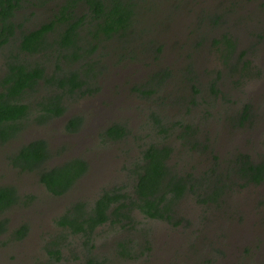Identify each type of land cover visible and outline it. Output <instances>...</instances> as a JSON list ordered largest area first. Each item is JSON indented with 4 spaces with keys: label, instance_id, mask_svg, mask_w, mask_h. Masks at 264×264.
<instances>
[{
    "label": "rangeland",
    "instance_id": "obj_1",
    "mask_svg": "<svg viewBox=\"0 0 264 264\" xmlns=\"http://www.w3.org/2000/svg\"><path fill=\"white\" fill-rule=\"evenodd\" d=\"M59 1L61 0H52L43 7L29 8L28 14L25 15L35 23L46 20L50 13L49 7H55V3ZM154 7L153 11L147 10L144 14L148 23L145 24L149 28L137 42H134L132 37V41L126 45L132 52H126L122 61H118L121 51L114 49L118 39L113 38L106 44L102 43L100 51L104 53L103 59L108 62L110 69L99 76L103 85L101 93L70 100L66 114L46 124H39L31 113L24 120L18 136L7 144L0 143V185H14L21 198L28 197L25 206V200L20 199L14 207L6 211L10 221L4 233L10 238L0 240V264H37L47 258L42 246L59 236L63 238L65 245L63 264H83L85 259L80 246L83 239L78 235H71L65 240L59 233L60 230L54 226L53 219L69 211L72 203L79 199L91 204L104 186L125 184L134 196L137 195L134 188L137 174L133 175L131 169L137 172L140 170L138 164L141 163V151L146 144L162 141L153 135L154 132L149 133L151 109L159 108L165 120L172 121L177 114L183 120H193V123L200 127V139L207 141V150L203 155L197 154V160L203 169H206L213 159L210 155L213 147L221 150L220 154H215L223 161L231 157L228 153L236 143L254 157L264 154V145L261 143L264 138V0H159L155 2ZM19 17H22V14H19ZM214 19H218V23H215ZM31 24L32 22L28 21V25ZM137 29L139 30V27ZM223 33H229L236 42L238 38L235 54L242 49L246 50V55L262 72L260 77L252 74L243 77L241 85H233L232 79L218 80L222 85L223 94L215 105H206L203 98H207L212 92L207 85L216 79L217 67L225 66L218 56L209 51V47L200 49L201 46L197 47L194 43L205 34L209 38H218ZM160 44H163L162 52L155 57L156 47ZM12 45L0 50V77L6 70L4 53L12 48ZM220 46L223 47L222 44ZM162 69L173 72V79L180 77L179 89L176 83L171 84L172 80H168L169 85L166 86L179 90L180 96L182 92L191 95V83L197 86L199 79L201 84L198 86L202 98L198 97L196 100L198 105L184 103L182 98H178L177 103L172 101L173 99L160 103L155 94L148 100L141 99L138 93L130 91L134 84L146 86L145 88L154 85L153 82L149 84L152 74ZM194 75L199 77L191 83H185L186 76L191 78ZM232 78L237 80V76ZM154 89L156 90L155 87ZM166 93L164 92V95ZM40 95L42 94L34 93L28 99L35 101ZM246 103L251 106L252 116L244 124L238 125L237 116L234 118V115L243 110ZM204 109L211 114L208 115L209 118L206 117ZM80 113L86 116L88 127L81 135L80 130L79 133H70L65 127L66 119L72 114ZM216 118H221V122L217 123ZM113 122L126 124L131 132L119 142H103L99 132ZM168 126L172 127L171 123ZM168 135L166 143L174 146L170 163L175 165L176 170H193L196 158H192L186 151L187 146L173 137L172 128ZM39 138L46 139L51 148L48 166H55L70 157L79 156L86 158L90 163V172L61 197L47 193L39 184V178L34 171L22 172L8 164L7 156L9 157L18 146ZM230 138L235 140L232 142ZM207 156L210 158L207 159ZM235 190L230 192L231 204L239 201L249 214L255 216L254 219L249 217L246 220L253 224L254 221L258 222L254 225L256 231H252L253 235L239 230L241 234H231L233 241L224 239L222 232L215 229L216 222L210 211L201 207L193 197L185 195L178 202V206H174L179 217L181 215L185 219L179 226L169 223L172 221L166 219L144 217L141 212L135 211V223L128 224L124 229L110 225L99 226L96 230L94 252L99 257L115 258L116 241L121 236L130 237L133 240L131 244H137L134 249L141 250L137 243L141 240L138 238L140 234L146 233L153 247L150 258L144 255L119 260L121 258L118 257L111 260V263L179 264V261L180 264H197V256L201 257L204 253L203 256L210 259V263L204 264H215L220 256L216 251L222 247L225 254L218 259V264H264V182L248 184L239 189L240 192ZM24 208L32 217L39 216V220L24 218ZM187 220L190 221V226L186 225ZM28 224H31L30 233L21 238L15 235L20 226ZM191 227L195 230L192 231ZM183 231L193 238L190 242L197 243L198 253L188 251V241L184 239L186 234H182ZM79 248L80 260H77L74 255L79 254ZM242 248H249L253 253Z\"/></svg>",
    "mask_w": 264,
    "mask_h": 264
},
{
    "label": "trees",
    "instance_id": "obj_2",
    "mask_svg": "<svg viewBox=\"0 0 264 264\" xmlns=\"http://www.w3.org/2000/svg\"><path fill=\"white\" fill-rule=\"evenodd\" d=\"M157 1L159 0H61L55 3V7H49L50 13L48 12L46 20L35 23L25 15L28 14L27 10L43 7L52 0H0V50L13 44L12 48L4 53L6 70L0 77V143L7 144L18 136L24 120L31 113L39 124H46L65 115L70 100L101 93L103 85L99 76L110 69L108 62L103 59L104 53L100 51L102 43L106 44L113 38L118 39L114 49L121 51L118 61H122L126 52H132V49L129 50L126 46L132 41V37L134 42H137L149 28L144 14L147 10L153 11ZM19 14H22V17H19ZM217 20L213 21L218 23ZM28 21L32 24L28 25ZM137 27L139 30H136ZM238 43V38L236 42L229 33H223L218 38H209L205 34L195 41V46H201L200 49L209 47V51L218 56L225 66L217 67L216 79L207 85L212 92L207 98H203L206 105H215L223 94L222 85L218 80L232 79L233 85H241L242 78L247 75L260 77L262 71L246 55V50L242 49L235 54ZM162 45L156 47L155 57L162 52ZM172 76L173 72L159 70L152 74L149 81V84L153 82L154 85L145 88L146 86L134 84L130 91L138 93L139 98L148 100L155 94L160 103L166 99H173L172 101L177 103V99L182 98L184 103L198 105L196 100L201 97L198 86L201 81L197 80V86L191 82L199 76L184 78L185 83H191L192 93L188 95L182 92V96L174 87L166 88L169 85L168 80H172L171 84L176 83L179 89L180 77L173 79ZM235 76L237 80L232 78ZM164 92L167 93L164 95ZM34 93L42 95L35 101L29 100V96ZM228 101L230 102L229 99ZM250 108L249 103H246L244 109L234 115V118L237 116L238 125L250 119ZM203 111L209 118L208 115L211 114L205 109ZM150 119L149 133L154 132L153 135L162 141L146 144L141 151L142 160L138 164L140 170L137 172L131 169L133 175L137 174L134 185L137 195L134 196L125 184L104 186L91 204L81 200L74 201L68 214L64 213L56 218L57 226L68 229L71 235H80L83 239L80 243L85 259L83 264H118L111 263V260L118 257L121 258L119 260L144 255L150 258L153 247L146 233L140 234L138 238L141 240L137 242L141 250L134 249L137 244L132 245L133 240L130 237L121 236L116 241L115 258L99 257L94 252L97 228L110 225L124 229L130 223L133 225L136 221L135 211L141 212L144 217L166 219L172 221L169 223L179 226L185 219L181 215L179 217L174 206H178V202L185 195L193 197L201 207L210 211L216 222L215 229L222 232L224 239L233 241L231 234H236L239 230L256 231L254 225L258 222L252 220L255 216L249 214L239 201L231 204L229 197L234 189L237 191L248 184L264 182V154L254 157L236 143L228 153L231 157L223 161L215 154H220L221 150L213 147L210 152L213 159L210 165L203 169L197 160V154L203 155L207 150V141L200 139V127L195 125L193 120H183L177 114L172 121L165 120L157 107L151 109ZM216 121L220 123L221 118H216ZM169 123L172 127L168 126ZM65 127L71 132L80 130L81 135L88 127V120L81 113L72 114L66 119ZM171 128L173 137L187 146L191 153L187 149L186 151L192 158H196L193 170H176L175 165L170 163L174 146L166 143V139ZM130 132L126 124L113 122L100 130L99 137L103 142H119ZM230 140L233 142L235 139ZM261 143L264 145V138ZM50 155L48 141L39 138L22 143L7 158L9 164L19 171H34L39 176L40 184L54 197L66 194L90 172V163L84 157H73L62 165L51 167L47 165ZM209 158L210 156H207V159ZM18 196L16 187H0V209L7 210L18 200ZM249 217L254 224L246 220ZM189 224L190 221L187 220L186 225ZM1 225L0 223V230H6L5 227L1 228ZM26 230V225L17 229L18 237H22ZM194 230L192 228V231ZM183 233L186 234L184 239L188 241V251L198 253L197 243L190 242L193 238L185 231ZM60 241L63 242V238H60ZM61 242L49 243L45 248L47 258L37 264H63L64 247ZM244 250L249 251V248ZM216 253L220 258L225 251L219 247ZM203 254L201 257L197 256V264L210 263V259L205 258ZM74 258L80 260V254H75ZM218 259L215 264H218ZM178 263L180 264L179 261Z\"/></svg>",
    "mask_w": 264,
    "mask_h": 264
},
{
    "label": "flooded vegetation",
    "instance_id": "obj_3",
    "mask_svg": "<svg viewBox=\"0 0 264 264\" xmlns=\"http://www.w3.org/2000/svg\"><path fill=\"white\" fill-rule=\"evenodd\" d=\"M69 131V130H68ZM79 131V130H78ZM78 131H75V132H77V133H79ZM70 133H71V131H69ZM78 139V138H77ZM77 139H75V140H77ZM77 156H79V155H77ZM80 157V156H79ZM71 158H73V157H70L69 159H71ZM49 159H50V157H49ZM48 159V160H49ZM68 159V160H69ZM8 160V159H7ZM10 162H9V160H8V164H9ZM47 164L49 165V162H47ZM63 163H60V164H58V165H62ZM11 165V164H10ZM12 166V165H11ZM10 166V167H11ZM57 166V165H56ZM51 167H53V166H51ZM11 168H15V167H11ZM15 169H17V168H15ZM38 176V175H37ZM38 178H39V176H38ZM80 182V181H79ZM78 182V183H79ZM40 184V183H39ZM41 186H43L42 184H40ZM5 186H9V187H11V188H14L15 186L14 185H0V187H5ZM46 190V189H45ZM17 191H18V189H17ZM46 192L47 193H49L47 190H46ZM18 200L14 203V204H12L11 206H9V208L7 209V210H9V209H11L12 207H14L19 201H20V199H22V200H25L24 202H23V206H25L26 205V203H27V201H28V197H22L21 198V195L19 194V191H18ZM77 202H80V199L77 201ZM7 210H3V209H0V223L2 224L1 225V228H3V227H6L7 228V224H8V222L10 221V218H9V216H7L6 215V211ZM27 209H23V211H22V214L24 215V218H26V219H29V220H39V216H34V217H32V215H31V213L29 212V211H26ZM25 211H26V213L27 214H29V216L27 215V214H25ZM68 211H65V212H63L62 214H68L67 213ZM62 214H60V215H62ZM57 218V217H56ZM56 218L55 219H53V223H54V226H56L59 230H60V234H62V236H64L65 237V240H67V238L69 237V236H71V232H69V230L68 229H65V228H63V227H60V226H57L56 225V223H55V221H56ZM27 226V225H26ZM20 227H22V226H20ZM20 227L18 228V229H20ZM28 228H27V230H26V232H25V234L22 236V237H24L27 233H30L31 232V224H28V226H27ZM6 230H0V240L1 239H4V238H6V237H9V235L8 234H6V233H4ZM246 233H247V235H250V234H252L253 235V233H252V230L251 231H246V230H244ZM16 232H17V230H16ZM15 232V235L16 236H18L17 235V233ZM237 234H241L240 232H238L237 231ZM243 235V234H242ZM247 235H244V236H247ZM80 236V235H79ZM10 238V237H9ZM60 238H62L61 236H59L57 239H55V238H53V239H50L49 241H48V243H47V245L49 244V243H51V242H53V241H57V242H61L60 241ZM61 243H63V242H61ZM81 243V242H80ZM47 245H43L42 246V248H43V250L45 251V253H47V251H46V246ZM63 247L65 246L64 245V243L63 244H61ZM81 246V245H80ZM82 248V247H81ZM78 250V252H79V254H80V248L79 249H77ZM242 250H244L243 248H242ZM249 252H251V250H249ZM251 253H253V252H251Z\"/></svg>",
    "mask_w": 264,
    "mask_h": 264
},
{
    "label": "clouds",
    "instance_id": "obj_4",
    "mask_svg": "<svg viewBox=\"0 0 264 264\" xmlns=\"http://www.w3.org/2000/svg\"><path fill=\"white\" fill-rule=\"evenodd\" d=\"M6 228V227H5ZM28 228V227H27ZM19 238H21V237H19Z\"/></svg>",
    "mask_w": 264,
    "mask_h": 264
}]
</instances>
